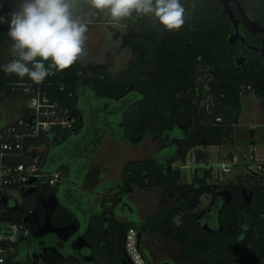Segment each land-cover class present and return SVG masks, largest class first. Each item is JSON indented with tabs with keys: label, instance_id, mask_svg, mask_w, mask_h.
Returning <instances> with one entry per match:
<instances>
[{
	"label": "trees",
	"instance_id": "16d2710c",
	"mask_svg": "<svg viewBox=\"0 0 264 264\" xmlns=\"http://www.w3.org/2000/svg\"><path fill=\"white\" fill-rule=\"evenodd\" d=\"M239 2L247 14L264 27V0ZM16 3L17 0H1L0 10V52L8 49L11 60L7 21ZM181 3L185 8V24L178 31L163 30L151 17L133 14L126 20L123 42L132 50L134 58L113 76L86 59H78L66 70L52 69L54 74L36 84L27 76L6 74L5 64L0 60V99L16 94L26 101L33 95V89L40 88L51 100L77 115L79 87L90 86L102 101L122 103L117 112L122 132L119 138L130 142L149 136L164 140L163 146L151 157L130 160L123 167L126 183H134L141 190L161 187L172 202L171 206H160L138 226L140 234L150 230L175 242L181 258L189 264H264L261 170L247 169L233 181H216L209 185L211 168H198L189 183H182L180 169L169 164L175 160L185 164L189 153H194V161H199L207 157V152L197 149L198 146H220L232 141L234 125L241 113V87L249 84V92L262 98L264 107V65L260 56L252 52L248 54L245 68L237 64L242 44L227 41V36L234 31L233 23L222 12L219 2L181 0ZM231 6L238 16L235 6ZM242 31L247 39L259 38L244 26ZM48 63L45 62L46 66ZM206 72L209 73L207 78L202 79ZM27 87L29 92L25 91ZM206 95L212 96V104L208 106ZM30 115L31 111L24 105L20 118L27 120ZM216 116L221 117L220 122L214 121ZM80 120L82 122V118ZM79 125L72 130H54L40 135L32 142L45 149L50 142L62 144ZM89 173L91 180L97 181L98 173L95 170ZM37 187L45 194L52 189L48 185ZM248 189L251 192L246 196ZM205 194L211 195V204L197 213L200 197ZM227 194L229 200L223 202ZM19 211L24 213L22 209ZM25 212L23 217L33 216L28 225L32 231L46 221L40 200L33 199ZM104 217L93 218L84 236L95 251V264H129L122 249L127 223L111 220L105 224ZM71 221V214L60 205L52 210L48 220L58 229L69 226ZM22 241L27 243L28 238ZM101 241H106L104 247L109 253L108 259L103 261L98 253ZM18 255L9 263L17 261V257L27 258L25 251ZM34 262L36 260L32 264ZM44 263L60 264V260L50 252Z\"/></svg>",
	"mask_w": 264,
	"mask_h": 264
},
{
	"label": "rangeland",
	"instance_id": "374dc122",
	"mask_svg": "<svg viewBox=\"0 0 264 264\" xmlns=\"http://www.w3.org/2000/svg\"><path fill=\"white\" fill-rule=\"evenodd\" d=\"M88 12L89 9L86 7L82 9L84 15H87ZM128 19H131V17ZM124 29L125 27L122 29L113 28L107 22L105 14H99L94 17L89 24V31L87 33L88 39L85 45L87 56L83 59L92 62L94 65L100 66L111 76L115 75L126 65L131 64L134 57L132 50L126 47L123 42V37L126 33ZM0 57L1 63L3 64H7L11 61L8 49L2 50L0 52ZM207 74L209 73H203L202 79L207 78ZM208 80L210 79L208 78ZM0 97H2V95ZM261 102L262 98H258L253 91L246 94V96L241 99L239 121L234 125L233 143L205 147L207 151L205 162L193 161L194 153H189L186 158V165L180 168V181L189 182L191 180L192 170L197 166V163H202L200 165L211 168L213 177L219 174L221 179L225 181L235 180L237 176L245 172L247 168L253 167L251 169L255 172L260 170L255 166V163L257 161L264 166V107H262ZM25 104V100L16 94L1 98L0 127L11 124L20 118L21 108ZM90 105L102 107V99L96 94L92 87L80 86L76 100V108L82 118L81 125L71 133L70 137L64 143L52 144L50 142L49 145L46 146V149L42 146L41 149L46 150V167L48 169H51L52 161L56 159V156L66 158L71 164L74 163V160L79 162V159H75V153L82 151L81 148L85 145L81 140H78V137L85 132L89 121L93 125V129L90 130L91 133H93V139L89 141L87 146V154L91 153L93 156V158H91V165H89L91 168L92 166L94 168V166L101 167L104 165L106 166L104 168H108V173L115 170L117 171L119 166L116 165V163L118 161L122 162L123 159L138 155L148 158L163 146V138L145 137L141 144L137 145L129 144L125 141L124 137L120 139L117 132L114 130L109 131V129L107 130V128H105L100 117L97 118V115L100 113L95 112ZM90 114L93 116H90ZM99 116H101V114ZM110 116L112 117L111 114L109 117ZM113 116H115V114ZM198 148H200V146H198L197 149ZM230 153L233 155V158H231ZM87 154L84 156L87 157ZM181 163L182 162L178 160L174 163L173 167H179ZM221 164L227 166L229 171L223 172ZM74 177L76 176L74 175ZM213 177L208 180L207 183L209 185L215 181ZM40 188L41 187H38L37 194L31 193L26 195L22 192V187L9 190L7 192L9 195V200L7 202L9 208L2 205L0 213L8 215L13 221H18L19 217L25 215V211L33 202V199H40V202L45 208L46 221L39 227L49 226L47 218L52 207V201L41 194ZM250 192L251 189H248L246 191V196L250 195ZM130 199L131 202H134L138 207V213L142 220H146L149 216L155 214L160 206L172 205L170 198L163 193L160 187L145 191L137 190L134 196H130ZM14 200L18 203L17 208H13L16 205ZM211 201L210 194L202 195L200 197V203L196 208L197 213L198 211L205 210L211 204ZM19 209H22L24 213H20ZM67 230L68 229H62L60 233L63 234L67 232ZM141 234L142 247L146 252L150 264H156L158 262H165L167 264H189L181 258L178 245L175 242L159 237L148 230L143 231ZM27 243L29 247L27 258L21 260L17 257V261L15 260L12 264H29L30 257L33 256L36 258L38 253L43 252L42 249L46 245L51 247V251H48L45 255L53 252L60 260V264H72L75 262V260H73L75 255L73 248H71L70 244L68 245L61 241V238L57 234H53V236L46 235L42 238L36 237L33 242L30 237ZM82 253L89 254V251L82 250ZM34 264H36V262H34Z\"/></svg>",
	"mask_w": 264,
	"mask_h": 264
},
{
	"label": "clouds",
	"instance_id": "9594fccd",
	"mask_svg": "<svg viewBox=\"0 0 264 264\" xmlns=\"http://www.w3.org/2000/svg\"><path fill=\"white\" fill-rule=\"evenodd\" d=\"M85 7L87 15L82 14ZM99 14L117 29L133 14L154 18L169 32L185 24L181 0H17L7 21L13 59L3 71L40 84L54 74L52 69H68L87 56L89 24Z\"/></svg>",
	"mask_w": 264,
	"mask_h": 264
},
{
	"label": "built area",
	"instance_id": "2783aa9c",
	"mask_svg": "<svg viewBox=\"0 0 264 264\" xmlns=\"http://www.w3.org/2000/svg\"><path fill=\"white\" fill-rule=\"evenodd\" d=\"M250 88L249 84L241 87L242 98ZM25 91L29 92L30 89L27 87ZM32 92L33 95L25 101L26 107L31 111L29 118L27 120L18 118L0 130V209L2 205L9 208L7 203L9 190L18 187L23 189L36 188L38 185L52 187L58 185L62 176L61 171L46 167V151L43 154L42 146L34 145L32 140L54 130H72L79 123L81 125L79 114L75 115L58 101L51 100L40 88L33 89ZM204 99L207 106L212 104L211 95H206ZM214 121L220 122L221 117L216 116ZM255 164L261 170L264 179V166L257 162ZM221 166L223 172L229 171L227 166L223 164ZM32 178L35 181L29 183ZM31 222L30 217L13 221L8 215L0 213V264H10L9 262L13 260L17 245L31 235L32 230L28 227ZM123 249L132 264H149L137 227H127L123 238ZM34 260L36 264H45V259L40 256L32 257L29 264Z\"/></svg>",
	"mask_w": 264,
	"mask_h": 264
},
{
	"label": "crops",
	"instance_id": "0c3cea01",
	"mask_svg": "<svg viewBox=\"0 0 264 264\" xmlns=\"http://www.w3.org/2000/svg\"><path fill=\"white\" fill-rule=\"evenodd\" d=\"M3 127L4 126H1L0 130ZM232 140H233V135H232ZM125 141H127L131 145H137V144H141L143 140L138 142H130L125 139ZM230 143L232 144L233 142L231 141L223 145H228ZM198 149L206 151L205 147H200ZM230 156L231 158H233V155L231 153ZM76 157L75 159L76 160L79 159V162L74 160V163L71 164L70 162H68L66 158H63L62 156H56V159H53L52 161L51 169L61 171L62 174L61 180L58 183V185L52 187L49 193L45 194L41 190L40 192L41 194L45 195L48 199L52 201V207L50 209V213L47 218L48 220L52 210L57 205L63 206L71 214V218H72L71 224L62 229L73 228L72 233L69 235L68 240L65 242L68 245L70 244L71 248H73L74 250L75 255L73 260H75V262L73 264H95L96 262V256L94 255L95 251L93 247L85 241L84 238L87 230L89 229L90 222L91 220H93V218L104 215L105 224L110 223L111 220H115L119 223H127V227L135 226L137 228L138 226H140V224H143L146 221L145 219L144 220L141 219L140 214L138 213L139 212L138 207L134 202L132 203L130 199L131 195L134 196L137 190H141V189H139V187L134 183H126L123 179V167L128 161L135 159H143L146 157L138 155V156L130 157L128 159H123L122 162L118 161L116 163V165L119 166L117 171L116 170L113 171L112 169L113 172L110 173H108L109 172L107 170L108 168H104L106 167L104 165L101 167L94 166V168L93 166L92 168L91 166H89L91 165V158H93L91 153L87 154V157L83 155ZM176 161L178 160H175L171 163L172 168L180 169L181 166L186 165L185 162V164L181 163L179 167H173ZM200 161L205 162L206 158L200 159L199 161L196 162H200ZM200 164L197 163V166L193 170L191 169L192 170L191 179L193 173H195L198 168H205V166ZM251 168H247V169L252 170ZM247 169L245 170V172L241 174H245ZM91 170H95L98 173L97 181H95V178L91 180V176L89 173ZM180 173H181V169H180ZM74 175L76 177H74ZM211 177H213L212 174ZM213 178H215L214 182L225 181L221 179L219 174L218 175L216 174ZM93 182L96 183L94 185H91ZM189 182H182V183H189ZM155 188H159V187H155ZM37 189L38 187L23 188L22 192L24 193V195L36 193ZM15 204L16 205L13 208L18 207L17 206L18 203L16 200H15ZM42 207L45 212V208L43 205ZM27 217H33V216H27ZM27 217H23V218H27ZM45 217H46V212H45ZM62 229H58V231H62ZM141 238H142V234H141ZM25 244L27 243H24L22 241L17 245L16 255L22 252V249L24 250L26 248ZM141 244H142V239H141ZM105 245H106V241H101L100 243L101 248H98L99 249L98 253L100 252V257L102 261L108 259L109 256L107 248L104 247ZM122 249H123V242H122ZM82 250L89 251V254H83ZM143 251L146 255L144 249ZM123 253H124V249H123ZM158 263H162V262H158Z\"/></svg>",
	"mask_w": 264,
	"mask_h": 264
},
{
	"label": "flooded vegetation",
	"instance_id": "af4514ba",
	"mask_svg": "<svg viewBox=\"0 0 264 264\" xmlns=\"http://www.w3.org/2000/svg\"><path fill=\"white\" fill-rule=\"evenodd\" d=\"M242 26H243V24L239 23L238 29H239L240 33L245 37L247 44L255 46L258 49H261V48L264 49V34H256V36L259 37L257 39H253V40L247 39L245 33L242 31ZM241 51H242L241 55L237 56V59L241 58L242 61L240 63H238L236 61L238 65H240L243 68H245V66L249 62L248 54H250V52L254 53V55H259L261 60H262L261 61L262 65H264V53L260 52L259 50H257V51H255V50H246L245 46H243V45H242ZM102 104H103L102 107H98V106H95V105H90V107L92 109H94L95 112H98V113L101 114V116H99L100 114L97 115V118L100 117V119L102 121V124L105 126V128H107V130L108 129H109V131L110 130L111 131L114 130L115 132L118 133L119 136H121L122 135L121 122L118 119L117 112H118V108L122 106V103L120 104L119 102H114L113 104H111V103H106V102L102 101ZM110 114L112 115V117L110 116L111 118L109 117ZM114 114H115V116H113ZM90 116H93V115L90 114ZM92 129H93V125L89 121V124H88L87 129L85 130V132H83L78 137V140H81V142H83V144L85 146L83 148H81L82 151H79V152L75 153L76 154L75 157L76 156H81V155L84 156L85 154H87V152H88V147L87 146L89 144V141H92V139H93V136H92L93 133H91V131H90ZM72 231H73V228H70V229L67 230V232H64L63 234H61L60 231H58L57 228L49 225V226L36 228L35 230H33L31 232V235L29 236V238L31 237L32 238V242H33L36 237L37 238H40V237L42 238L43 236H46V235L53 236V234L54 235L57 234L61 238V241L66 242L68 240V238H69V235L72 233ZM74 243H75V241H74ZM25 246H26V248L24 250L22 249V252L25 251V253L28 255V248H29L28 247V243L25 244ZM42 250H43V252L38 253L37 257L40 256V257H43V259H45L46 258L45 254L48 251H51V247L46 245ZM31 259H32V256L30 257V260Z\"/></svg>",
	"mask_w": 264,
	"mask_h": 264
},
{
	"label": "water",
	"instance_id": "95a60500",
	"mask_svg": "<svg viewBox=\"0 0 264 264\" xmlns=\"http://www.w3.org/2000/svg\"><path fill=\"white\" fill-rule=\"evenodd\" d=\"M216 1L222 5V7H223L222 12L225 13L233 23L234 31L231 32L227 36V41L231 44H235L239 41L243 46H245L246 50H255V51L259 50L260 52L264 53V49H262V48L258 49L255 46L247 44L245 37L240 33V31L238 29V25H239V23L243 24V26L246 28V30L251 32L252 34H264V27L260 26L256 20H253L247 14L246 9L239 2V0H216ZM231 4H233L235 6L238 17L235 16V12H234ZM241 61H242L241 58L237 59L238 63H240ZM169 164H171V162ZM34 181H35V179L32 178L29 181V183H32ZM228 200H229V195L227 194L225 196L223 202H226ZM25 221H27V220H25ZM125 256L129 262V264H132L130 259L127 257L126 254H125Z\"/></svg>",
	"mask_w": 264,
	"mask_h": 264
}]
</instances>
